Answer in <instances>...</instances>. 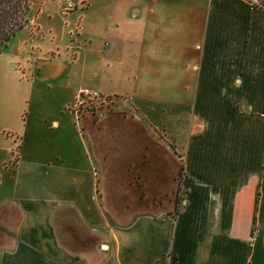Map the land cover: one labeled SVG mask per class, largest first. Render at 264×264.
I'll return each mask as SVG.
<instances>
[{
  "label": "crops",
  "instance_id": "1",
  "mask_svg": "<svg viewBox=\"0 0 264 264\" xmlns=\"http://www.w3.org/2000/svg\"><path fill=\"white\" fill-rule=\"evenodd\" d=\"M121 2L101 37L82 26L102 27L100 13H68V34L89 41L70 58L7 52L26 22L31 35L52 34L35 15L0 45V264H264V7ZM87 61L127 67L126 78L142 66L149 94L120 95L121 80L105 83L97 67L88 83ZM85 83L119 94L122 117L138 124L127 132L134 150L118 153L124 176L66 109ZM179 162L171 216L152 199L171 190Z\"/></svg>",
  "mask_w": 264,
  "mask_h": 264
},
{
  "label": "rangeland",
  "instance_id": "2",
  "mask_svg": "<svg viewBox=\"0 0 264 264\" xmlns=\"http://www.w3.org/2000/svg\"><path fill=\"white\" fill-rule=\"evenodd\" d=\"M29 6L28 10H26L25 14H21L17 16V19L22 16H31L35 15L37 23L40 25H43L44 23H48L52 27V34L45 33L43 29H41V33L38 29L33 30V34L31 35L29 33L31 27L28 25V22L25 23L24 26H22L20 29H18L10 38V41L6 45L7 52L10 51H18V54H24L26 50H31L32 54H42V52H45L48 50L54 51L58 49L59 55L62 57L66 53L69 58L72 56L73 52L80 51L81 47L88 44L89 41H83L81 40L76 41L75 39V32L68 34V26L66 21L68 17L71 19L70 16H68V13L74 12V14H82V13H89L85 14L86 16H90L92 13H100L101 14V26L98 27L95 22H90L89 20H85L82 22V26L87 31H90L92 33H100V37L102 35V32H104L106 29L105 27L108 25V28L111 29V24L107 23V14H114L116 16L123 13V5L121 2V5L117 4V0H87L89 7L86 9L78 8L81 5L86 4V0H28ZM67 2L70 4L67 5ZM82 7V6H81ZM76 8V9H75ZM69 9H75L73 11H68L67 13L65 11ZM20 14V12H19ZM47 14H50V16H47ZM82 20V19H81ZM67 21V22H68ZM70 26H72V22L70 23ZM105 29V30H104ZM59 33V35H58ZM100 37L98 39H94V44H98ZM73 39V40H72ZM25 42V43H23ZM84 42L86 44H84ZM2 44V43H1ZM0 44V45H1ZM138 42L136 41V55L135 58L137 61H140L143 59L141 53L139 52V49L137 48ZM0 49L4 50L5 47L2 46ZM95 56V54H93ZM98 64V66H97ZM142 64V62H141ZM86 70H87V77L86 80L88 83L95 82V75H93V72L95 71L94 67H97L98 72L104 71V80L105 83H108L109 85L112 83V80L118 81L116 83V86H111V88H115L118 91H121L120 95L122 96H128L131 94H149L148 90L146 89L144 83L146 81L142 66L140 68H137L134 76L132 77V74H129L126 78V72L127 67H121L118 68V65L116 63L109 62L107 64L99 63L94 61H87V63L84 64ZM15 69V68H14ZM44 73V72H43ZM125 75V77H123ZM109 77L112 80H108ZM88 83H85L82 85V87L90 88V85ZM79 84V83H78ZM81 88V87H78ZM94 89V88H93ZM77 88L73 93H75ZM55 87L50 86V89H44L42 87L37 89V93L43 95H48L51 93H54ZM99 92V91H98ZM159 93V87H155L154 95H158ZM101 94V93H100ZM119 94L116 96H102L99 98L94 99H84L81 106L82 109H92L93 113H96L100 110H105L107 113L103 116V118L99 121V123H96L95 125L88 124L87 127L88 131V138L89 141L94 149L96 151L97 149L99 151H105L111 155V163L109 166V170H112L113 173H116V175L119 173V176H124L123 171L120 170V167L116 166L117 162H119V155L118 153L121 151L122 148L130 147V150H134L133 147H135L136 141L134 139H131L127 134L129 131V127L133 125H138L136 122H134L131 118L126 117H120V113L112 112L114 109H122L119 108L118 104L119 101H121V97ZM123 101V100H122ZM129 101L126 100L125 104ZM73 103L72 101L66 106V109H70L71 105ZM110 110V111H109ZM28 111V108H24L22 112V116L25 112ZM71 111V110H69ZM70 114V113H69ZM129 115V114H128ZM71 116V114H70ZM95 116V115H94ZM127 142V143H126ZM128 144V145H127ZM132 145V146H131ZM138 147V146H137ZM117 154V157L112 158V154ZM111 183V182H110ZM165 183H162V186H164Z\"/></svg>",
  "mask_w": 264,
  "mask_h": 264
},
{
  "label": "trees",
  "instance_id": "3",
  "mask_svg": "<svg viewBox=\"0 0 264 264\" xmlns=\"http://www.w3.org/2000/svg\"><path fill=\"white\" fill-rule=\"evenodd\" d=\"M28 6V0H0V44L4 43L15 32V30L20 28L27 21L28 16H22V18L20 17L19 19H17V16L25 14L26 10H28ZM107 111L100 110L93 113L90 108L81 109L77 120L81 123V128L87 130V127L89 126L88 124L95 125L96 123H99ZM112 112L120 113V117L124 116V114H128L123 109H114ZM181 172L182 164L179 162L178 173L173 178L171 190L168 193H163L152 199L153 205L161 203L165 205L167 203V210L171 216H174L182 206L180 202L182 199L180 187Z\"/></svg>",
  "mask_w": 264,
  "mask_h": 264
},
{
  "label": "built area",
  "instance_id": "4",
  "mask_svg": "<svg viewBox=\"0 0 264 264\" xmlns=\"http://www.w3.org/2000/svg\"><path fill=\"white\" fill-rule=\"evenodd\" d=\"M250 5L264 7L263 0H247ZM70 3L67 2V5ZM105 96V95H102ZM101 97V94L95 89H89L86 87H81L74 93L73 103L70 107L73 116L77 119L79 111L82 109V102L86 99H94ZM84 109V108H83Z\"/></svg>",
  "mask_w": 264,
  "mask_h": 264
}]
</instances>
